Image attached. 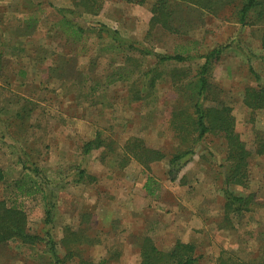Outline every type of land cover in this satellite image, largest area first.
Returning <instances> with one entry per match:
<instances>
[{"label":"rangeland","instance_id":"obj_1","mask_svg":"<svg viewBox=\"0 0 264 264\" xmlns=\"http://www.w3.org/2000/svg\"><path fill=\"white\" fill-rule=\"evenodd\" d=\"M7 1L0 7V57L6 61L0 68V169L5 175L0 201L25 210L27 232L41 237L48 229V195L54 197V241L66 264H141L145 238L164 252L178 241L193 244L197 264H220L224 258L264 264V153L258 154L264 150V110L253 111L244 100L248 89L264 90V13H254L242 27L238 11L244 0L215 12L171 0L165 22L152 23L157 0H98L97 16L74 0ZM58 9L74 12L81 26L103 23L151 51L194 59L157 65L153 56L140 55L129 64L124 55L103 50L105 37L72 35ZM30 18L33 30L26 32ZM235 38L242 48L234 44L209 65L204 107L230 108L235 132L252 153L246 186H229L248 201L240 213L223 192L231 171L223 137L209 134L175 182L168 173V159L194 148L196 139L178 130L174 114L190 104L204 57ZM114 67L133 71V79L111 85L107 77ZM55 69L62 79L49 80ZM149 69L153 74L142 77ZM137 91L143 96L139 101L133 97ZM97 132L115 142V151L105 148L85 157L83 145ZM133 138L167 158L150 168L133 160L123 163ZM20 152L50 185L38 179L35 186L26 179L16 183L25 174ZM80 166L94 178L74 182ZM148 182L153 194L145 188ZM31 188L33 194L25 195ZM0 264L54 263L43 243L11 239L0 243Z\"/></svg>","mask_w":264,"mask_h":264},{"label":"trees","instance_id":"obj_2","mask_svg":"<svg viewBox=\"0 0 264 264\" xmlns=\"http://www.w3.org/2000/svg\"><path fill=\"white\" fill-rule=\"evenodd\" d=\"M79 9H85L84 11L90 14H99V6L97 5L98 0H74ZM171 0H157L155 8L153 10L154 17L152 18V23H161L165 22L164 19V8L166 7L167 2ZM181 3H189L200 9L217 11L224 6H233L235 7V0H176ZM58 13L62 15L63 20H65V27L68 26L71 28L72 35L75 37H81L86 33H96L98 38L105 37L108 41L103 50L110 51L111 54L124 55L127 57V62L132 64L137 56L142 55L143 57L153 56L157 60V65H162L165 63H188L191 62L194 57L184 56L181 54H162L149 50L140 43L125 39L121 36L120 32L113 30L103 23L91 24L90 26H81L79 23L75 22L74 12L66 11L65 9H58ZM254 13H258L260 17H263L264 13V1L263 0H244L241 4V7L238 11V21L242 27L248 24V20ZM74 18V19H73ZM260 19V18H259ZM32 22H28V29L33 30V21L34 19L30 18ZM30 33V32H29ZM24 34V33H23ZM238 45L242 48L237 39H231L226 44H222L212 50L204 57V64L202 66V71L200 77L197 80V86L193 89V94L191 97L190 104H184L180 110H177L174 114L177 118L180 119L179 129L184 131L186 135L196 138L194 140V148H188L185 150H179L173 154L169 160V177L170 180L175 182L181 171L192 162L193 158L196 155V147L200 145L209 134H217L223 137L227 142V152L228 160L231 165V171L228 173L223 192L224 196L228 202V205L236 206L235 211L240 213L243 211V206L247 204V199L243 195L234 194L230 191L229 186L236 185L240 187H245L249 181V176L247 175L246 168L248 167L249 159L252 156V153L246 149V145L241 141L239 135L235 132V119L231 115V109L227 107L219 108H209L205 109L204 101L207 99V93L209 92V80H208V70L210 63L215 59L218 60L219 57L231 46ZM75 49L77 45L72 44ZM68 47V46H67ZM129 52V53H128ZM131 56V57H130ZM135 57V58H133ZM73 60L69 62H64L67 64L72 63ZM6 61L0 57V68L4 66ZM74 68L73 66H70ZM111 75L107 77L109 83L113 85L114 83H126L129 82L132 77L133 71H127V69H117ZM154 69H149L146 72L141 73L142 77H147L150 74H153ZM52 70L51 73L47 76L50 79H62V76L59 72ZM251 73L256 77L257 80H260V76L256 71L251 67ZM72 74H68V81L71 79ZM157 78H161V74L158 77L152 79V85L155 84ZM134 82V81H133ZM132 82V83H133ZM99 84V83H97ZM134 84V83H133ZM263 89V88H261ZM135 100L143 99V96L139 91L133 93ZM133 100V99H132ZM245 104L248 108L253 111L264 110V90L248 89L246 95L244 96ZM185 140V137H182ZM264 146V143L261 141V146ZM105 148L110 151H115V142L101 135V132H97V135L94 139L88 140L83 145V154L85 157L91 155L93 151L102 150ZM125 156L122 157L123 163H130L132 160L140 163L146 168H150V165L158 162H162L167 158V155L160 150H155L149 148L144 142L139 139H131L126 143L124 148ZM264 150L260 149L258 154H263ZM20 163L22 164L24 177L21 178L16 183H23L24 180H28L30 183H33L34 186L37 182L34 179L40 180L42 183L50 185V183L43 177L40 169L34 163H30L25 153L20 152ZM74 182H84L85 178L93 179L87 170L80 168L76 169ZM5 181V175L0 169V182ZM145 188L148 193L153 194V190L149 182L145 185ZM19 190V186H18ZM30 189L25 195L33 194ZM47 191V189H46ZM45 191V194H47ZM53 194V192H52ZM54 198L53 196H51ZM51 197L46 195L47 201L51 205L50 208L47 206L46 211V225L48 229L45 230L44 236H33L27 232L28 224V215L24 209L20 206L12 205L9 206L7 201H0V243H5L11 239H20L24 243H43L48 249L49 254L53 260L54 264H66L63 262L62 258L59 255L57 246L54 241L52 233L53 225V216L52 208L53 202ZM195 246L190 243H185L178 241L172 249L167 252L159 250L151 238H145L141 246V264H197L198 258L195 254ZM233 259H222L220 264H233ZM81 264H90L89 261H82Z\"/></svg>","mask_w":264,"mask_h":264},{"label":"crops","instance_id":"obj_3","mask_svg":"<svg viewBox=\"0 0 264 264\" xmlns=\"http://www.w3.org/2000/svg\"><path fill=\"white\" fill-rule=\"evenodd\" d=\"M6 2H8V1L7 0H0V7H1V9H2L3 6H5L4 3H6ZM1 9H0V13L3 14L2 13L3 11H1Z\"/></svg>","mask_w":264,"mask_h":264}]
</instances>
